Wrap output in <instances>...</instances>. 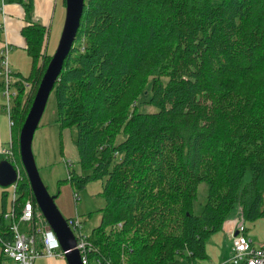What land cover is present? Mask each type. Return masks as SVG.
I'll return each instance as SVG.
<instances>
[{
    "label": "trees",
    "instance_id": "obj_1",
    "mask_svg": "<svg viewBox=\"0 0 264 264\" xmlns=\"http://www.w3.org/2000/svg\"><path fill=\"white\" fill-rule=\"evenodd\" d=\"M21 4L29 17L32 0ZM25 20L30 74H12L15 213L27 200L36 211L17 133L52 56L49 25ZM52 91L60 133L75 130L80 172L68 166L65 181L74 193L101 182L87 264H193L237 208L245 221L264 217V0H84ZM8 195L0 244L11 240Z\"/></svg>",
    "mask_w": 264,
    "mask_h": 264
},
{
    "label": "rangeland",
    "instance_id": "obj_2",
    "mask_svg": "<svg viewBox=\"0 0 264 264\" xmlns=\"http://www.w3.org/2000/svg\"><path fill=\"white\" fill-rule=\"evenodd\" d=\"M65 19L64 13L55 17L50 24V36L48 40V53L53 55L60 40L63 25ZM27 62V60H26ZM30 64V63H29ZM29 66L26 67L25 74L29 73ZM10 69V66H9ZM14 90L11 89L10 91ZM4 93H7L6 86H0V98L2 100L1 112L8 116L4 108L7 107L6 97ZM17 97V96H16ZM143 98V96L141 97ZM15 100V99H14ZM14 103V101H13ZM12 103V106H13ZM3 108V109H2ZM153 110L151 107H147L146 110ZM12 115V108H11ZM57 108L55 92L52 91L48 98L44 113L40 120V125L37 127L32 141V153L34 156L35 164L39 172L40 179L46 187L50 196L54 197V204L61 213V215L68 218H78L81 222L80 232L83 235H88L89 232L99 224L100 213L98 212L104 206V201L100 197L101 182L94 181L88 183L85 188L77 192L78 200H74V189L70 186L67 180V168L71 166V169H75L80 172L78 165L77 150L73 144L74 129H64L61 133L57 123ZM25 120V119H24ZM24 122V121H23ZM22 127V125H21ZM20 127V129H21ZM20 129L17 133L19 136ZM10 126L8 124L7 139L4 145L0 146V159H6L2 154L3 149L8 147ZM18 138V137H17ZM2 190H7L9 195L7 198L6 211H10L12 200V187H2ZM208 186L206 183L199 184L197 188L196 199L193 203L194 214H200L203 205L207 199ZM71 210V216H68V210ZM2 210V194L0 193V211ZM235 213L227 220L222 229L219 232L213 234L207 241L205 248L208 250V257L204 260H198L193 264H208L216 261H220V258L225 254L224 260L230 257V246L232 244L230 230L226 229L229 223L233 222V228L243 224L246 228V234L256 243L258 246L264 245V217L258 221H245L237 208ZM21 231H27L29 225L22 223L20 225ZM207 254V253H206ZM8 264H12L9 262ZM170 264H188V261L176 257ZM224 264H227L224 263Z\"/></svg>",
    "mask_w": 264,
    "mask_h": 264
},
{
    "label": "built area",
    "instance_id": "obj_3",
    "mask_svg": "<svg viewBox=\"0 0 264 264\" xmlns=\"http://www.w3.org/2000/svg\"><path fill=\"white\" fill-rule=\"evenodd\" d=\"M3 3H0V11H2ZM1 58V72L0 79L3 86H6L7 107L4 108L9 119V126L11 122V108L14 99L17 96V88L12 85V73L7 63V50L2 53ZM25 89H30L27 83H23ZM10 91L11 89H13ZM2 154L16 169L17 180L20 178L19 168L14 161L12 141L9 140L8 147L3 149ZM17 181L11 185L12 200L15 198V189ZM77 196L74 195V198ZM5 222L10 224L9 231L11 233V240L9 242H2L0 244V264H34L38 258H60L64 259V254L60 248L59 242L43 219L40 211L35 208L31 200H27L21 210L15 213L13 209L6 211L3 216ZM25 223L29 225L27 231H21L20 225ZM75 238L76 249L80 252L82 264L86 262V251L89 244L84 240L85 235L81 234V223L77 219L68 222ZM238 235L233 236L232 255L228 262L234 264H264V245L258 246L254 241L246 235V228L243 224L237 227Z\"/></svg>",
    "mask_w": 264,
    "mask_h": 264
},
{
    "label": "water",
    "instance_id": "obj_4",
    "mask_svg": "<svg viewBox=\"0 0 264 264\" xmlns=\"http://www.w3.org/2000/svg\"><path fill=\"white\" fill-rule=\"evenodd\" d=\"M65 19L59 43L45 69L30 109L18 136L19 158L28 180L36 206L56 236L67 264H82L76 249V238L50 196L35 164L32 153L34 133L40 124L50 93L60 75L63 62L70 52L82 17L84 0H64ZM17 173L7 160H0V186L7 187L16 181ZM235 235H238L236 232Z\"/></svg>",
    "mask_w": 264,
    "mask_h": 264
},
{
    "label": "crops",
    "instance_id": "obj_5",
    "mask_svg": "<svg viewBox=\"0 0 264 264\" xmlns=\"http://www.w3.org/2000/svg\"><path fill=\"white\" fill-rule=\"evenodd\" d=\"M1 2L3 3V8L2 11H0V57L4 45H7L8 46L7 62H8V67L10 66V70L13 74V77L26 78L30 74L31 62H30V57L27 55L26 52V41L22 36V29L26 26L25 17L28 19V21L41 23L43 25H49L50 27V24L52 25V21L55 19L57 14L61 15L64 13L65 6L62 4L61 0H32V9L30 12V16L27 17L25 10L21 4V2H26V0H0V3ZM28 65H30L29 73L25 74L26 67ZM1 105H2V100L0 98V107ZM8 124L9 123L7 121V117L5 118V115L1 112V108H0V146L4 145L5 140L7 139L6 134L8 130ZM4 191L5 190H2L0 188L1 194ZM74 200L75 201L78 200V195L76 198H74ZM5 207L7 208V205ZM67 215L71 216L70 209L68 210ZM69 219L78 220L77 217L73 219L68 218L67 220ZM233 225L234 223L231 222L226 228L230 230L231 239H232V244L230 246L231 248L230 257L224 260L225 254H223L222 257L220 258V261H216L214 262V264H224L228 262L229 259L231 258L233 236L234 233L237 232L236 231L237 228L236 227L233 228ZM207 251L208 250H206V253L208 255ZM34 264H67V263L65 259L41 257L38 258ZM208 264H213V263L210 262Z\"/></svg>",
    "mask_w": 264,
    "mask_h": 264
},
{
    "label": "clouds",
    "instance_id": "obj_6",
    "mask_svg": "<svg viewBox=\"0 0 264 264\" xmlns=\"http://www.w3.org/2000/svg\"><path fill=\"white\" fill-rule=\"evenodd\" d=\"M9 140H10V138H9ZM18 151H19V149H18ZM2 160H4V159H2ZM5 160H6V159H5ZM20 163H21V162H20ZM13 167H14V166H13ZM21 167H22V165H21ZM14 168H15V167H14ZM15 170H16V169H15ZM16 173H17V172H16ZM16 181H17V177H16ZM16 181H15V182H16ZM15 182H14V183H15ZM14 183H13V184H14ZM74 195L77 196V193H74ZM36 208H37V206H36ZM37 209H38V208H37ZM66 220H67V219H66ZM67 221L69 222V220H67ZM68 225H69V224H68ZM52 232H53V231H52ZM64 259H65V258H64Z\"/></svg>",
    "mask_w": 264,
    "mask_h": 264
}]
</instances>
